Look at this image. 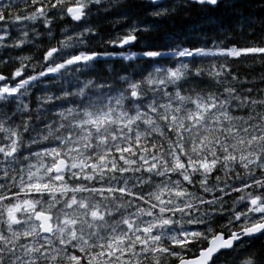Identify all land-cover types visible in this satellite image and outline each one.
<instances>
[{
    "label": "snow or ice",
    "instance_id": "obj_1",
    "mask_svg": "<svg viewBox=\"0 0 264 264\" xmlns=\"http://www.w3.org/2000/svg\"><path fill=\"white\" fill-rule=\"evenodd\" d=\"M104 8L0 0V264H264V0Z\"/></svg>",
    "mask_w": 264,
    "mask_h": 264
},
{
    "label": "clouds",
    "instance_id": "obj_2",
    "mask_svg": "<svg viewBox=\"0 0 264 264\" xmlns=\"http://www.w3.org/2000/svg\"><path fill=\"white\" fill-rule=\"evenodd\" d=\"M100 2L105 5L104 11L105 12H111L117 9L118 6H124L127 5V3L129 2V0H100ZM142 3H149V0H141ZM182 3V0H176V5L177 8L179 9L180 4ZM175 15L174 13H169V12H163L161 11L159 15H157L155 12L153 13H149V15L156 20H159L161 22L167 23L169 25L175 26L179 23L182 22V18L177 16L176 19L173 20H169L167 19L168 15ZM155 34L154 33H145L144 38L145 39H151Z\"/></svg>",
    "mask_w": 264,
    "mask_h": 264
},
{
    "label": "trees",
    "instance_id": "obj_3",
    "mask_svg": "<svg viewBox=\"0 0 264 264\" xmlns=\"http://www.w3.org/2000/svg\"><path fill=\"white\" fill-rule=\"evenodd\" d=\"M106 27H109V28H110V27H111V25H106Z\"/></svg>",
    "mask_w": 264,
    "mask_h": 264
}]
</instances>
